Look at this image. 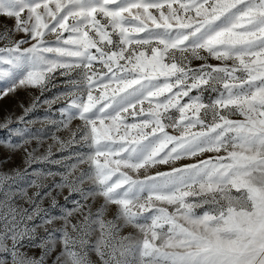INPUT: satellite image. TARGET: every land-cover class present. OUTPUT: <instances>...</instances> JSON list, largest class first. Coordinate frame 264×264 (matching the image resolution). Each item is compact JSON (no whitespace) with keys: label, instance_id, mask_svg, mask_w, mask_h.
I'll return each mask as SVG.
<instances>
[{"label":"snow or ice","instance_id":"snow-or-ice-1","mask_svg":"<svg viewBox=\"0 0 264 264\" xmlns=\"http://www.w3.org/2000/svg\"><path fill=\"white\" fill-rule=\"evenodd\" d=\"M5 14L31 33L37 48L50 33L64 45L56 52L86 58L84 112L106 101L89 124L97 144L118 155L112 167L97 163L101 180L109 183L119 172L109 191H143L118 202L136 215L151 212L142 229L143 264H264V0H191L178 8L160 0H36ZM210 57L221 63H208ZM193 60L205 63L191 67ZM97 62L107 71L94 70ZM42 78L36 72L28 82ZM94 84L111 94L94 97ZM205 90L217 93L207 103ZM183 97L189 102L182 104ZM145 101L147 116L110 134L121 128L122 113H144L142 107L129 110ZM98 113L111 119L110 128L97 129L96 119L103 124ZM237 115L243 119L230 118ZM121 168L144 169L143 178ZM149 168L155 173L149 175Z\"/></svg>","mask_w":264,"mask_h":264},{"label":"rangeland","instance_id":"rangeland-1","mask_svg":"<svg viewBox=\"0 0 264 264\" xmlns=\"http://www.w3.org/2000/svg\"><path fill=\"white\" fill-rule=\"evenodd\" d=\"M35 2L0 0V264H143L142 229L150 223L151 212L136 215L118 202L142 197L143 191L136 188L109 191V183L119 178V172L109 183L101 180L97 163L112 167L118 155L97 144L89 124L106 101L99 100L93 110L84 112L90 89L86 58L56 52L64 45L50 33H45L37 48L31 42V33H25L15 18L5 14V10ZM160 2H170L173 8H178L180 3L191 0ZM149 11L159 17L156 9ZM180 15L186 17L188 13ZM191 15L195 16L194 10ZM96 19L106 22L99 13ZM107 30L112 33L111 27ZM89 34H93L91 28ZM113 39L118 37L113 34ZM147 54L150 56V52ZM165 62H169L167 57ZM207 62L221 63L211 57ZM203 63L193 60L191 67ZM227 63L232 65V61ZM96 69L107 71L98 62L94 65ZM36 72L43 78L39 83H29V76ZM102 94L110 95L111 88H97L94 84L93 96L99 98ZM197 94L196 90L191 93ZM216 95L205 90L204 102ZM162 100L163 97L154 98L153 106ZM188 102L187 97L181 100L182 104ZM141 107L145 112L137 117L122 113L117 120L121 128L110 134L117 136L125 125L139 123L147 116L148 101L129 110L139 112ZM169 112L178 119L175 109ZM98 115L103 119V124L96 119L98 130L112 126L111 119ZM230 118L243 119L239 115ZM165 130L178 135L171 127ZM135 131L130 130L129 135ZM160 170H166V166H160ZM121 171L133 178H143L144 169L139 173L127 168ZM155 171L149 168L148 174ZM169 211L174 209L169 206ZM155 243L159 245V239Z\"/></svg>","mask_w":264,"mask_h":264}]
</instances>
